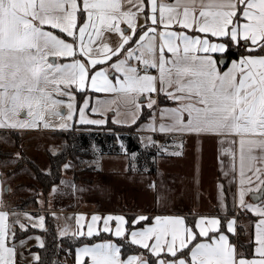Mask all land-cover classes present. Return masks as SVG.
<instances>
[{
	"label": "snow or ice",
	"instance_id": "obj_1",
	"mask_svg": "<svg viewBox=\"0 0 264 264\" xmlns=\"http://www.w3.org/2000/svg\"><path fill=\"white\" fill-rule=\"evenodd\" d=\"M89 91L112 94V104L128 106L131 124L147 109L141 128L164 138L163 143L153 136L141 140L144 148L156 150L152 163L182 155L185 136L197 142L215 136L219 144H229L222 154L230 161L226 170L220 160V171L231 174L230 184L238 177L234 207L259 219L248 258L224 231L235 235L234 218L200 216L189 224L175 215L127 220L93 215L85 233L84 216L78 215L73 236L99 235L95 226L102 220V231L121 242H81L74 264H264V0H0V129L49 128L51 117H59L57 126L66 129L77 111L76 123L104 125V119L85 115ZM0 142L10 143L9 136H0ZM9 163L15 160L0 166ZM62 167L67 171L73 165ZM130 168L135 171L136 165ZM57 191L53 184L50 195ZM249 194L258 203L246 201ZM220 206L227 211L225 203ZM45 220L0 210V264H18L28 240L44 248L40 235L28 233L47 231ZM68 231L65 227L59 235ZM125 244L141 251L122 259ZM30 255L29 264H44L37 252Z\"/></svg>",
	"mask_w": 264,
	"mask_h": 264
},
{
	"label": "crops",
	"instance_id": "obj_2",
	"mask_svg": "<svg viewBox=\"0 0 264 264\" xmlns=\"http://www.w3.org/2000/svg\"><path fill=\"white\" fill-rule=\"evenodd\" d=\"M113 40H115V37H113ZM87 97L89 98V107L85 111V115L88 119H104L106 123L104 125H87V124H75L76 126L80 127H87V128H103L108 123H112L116 126H122L127 128H132L134 126H137L136 132L138 134V139L140 144L142 138L153 136L154 139L164 142V138L159 133H151L147 130H144L141 128V125L147 123V115L145 120L140 122V119L145 113L147 112V109L144 110L141 114H139L137 118V122L135 124H131L130 121L132 119V116L130 114V110L128 106L124 105L123 103L119 104H112L111 100L113 99V95L109 93H96L89 91L86 93ZM80 106L83 104V97L80 95H77ZM92 107H97L99 109L98 112L93 113L91 111ZM78 120H79V114H78ZM114 121H120V123L114 122ZM127 121V123H125ZM140 122V123H138ZM138 123V124H137ZM74 125V126H75ZM76 133H79L78 131ZM184 145L182 149H179L182 151V155L179 156H173V155H164L160 158L156 159L155 168L157 173L151 176H148L150 178L154 177H163L160 180H158V184L155 185V187H149L147 182V175H149L145 170L141 172H129L123 171L118 173H113L112 176H115L117 174L121 175L122 177H119V179H122L121 183L122 185H116L115 182L108 183L106 186L109 188L114 187L115 185L123 187L122 194L118 195L117 198H113V196L110 198V201L113 204H110L109 202L102 201L99 202L97 205H94L93 208H85V207H73V204L68 205L69 203L67 200H70L66 196H62L63 203L57 208L52 207L51 205V190L49 192H40V195L37 198V207L36 209H15L16 206L9 205L6 200V192L0 193V200H2L4 207H0V210H5V207L9 211H16V212H28L33 215H44L46 220V229H47V218L50 217L54 224H55V230L59 237V232L61 229L67 227L68 228V234L61 237H72V232L76 230L78 225L76 224V217L78 215L84 216V221H82V224L84 225L83 231L86 233L87 231V224L91 222V217L93 215H98L101 217H105L108 215H123L125 216L127 220V215L130 214L128 210L133 208L136 203L138 207H140L138 210H135L133 214L137 215H147L150 217H154L156 215H175V216H182L186 218V221L188 222V219L190 221H194L195 219L199 218L200 216H207V217H218L221 219L222 222L226 221L227 219H235V228L236 233L233 235L232 233H227V235H233L236 240L238 239V229L242 228L243 233L240 238L241 242L243 241L244 244H253L254 240V232H255V222L259 219L255 214L247 211H241L238 207H234L236 204V198L238 194V177L237 180L233 183H229V180L232 178L231 174L227 177H225L221 171H220V160H224L226 170L227 166L230 161V157L225 153L222 154V152L225 149H228L230 147L229 144L225 143L223 145L218 143V140L215 136H201L199 137V142H197V137L195 136H185L183 138ZM178 142V141H177ZM168 143L171 144L172 140L171 138L168 139ZM143 146V145H142ZM235 148H238L237 146H233ZM154 149V148H153ZM173 149L170 147L169 151H172ZM156 151V150H155ZM105 156H113V157H127L129 162V157L127 154L123 155H112V154H105ZM186 160V161H185ZM73 163V160H72ZM96 170L97 173L101 171L100 164H96ZM129 169V165H128ZM108 170V169H105ZM1 173V172H0ZM133 173L135 178H131V174ZM146 175H144V174ZM160 173V174H159ZM137 175V176H136ZM163 175V176H162ZM4 179L3 175L0 176V188H5L6 185H4ZM138 182V192H135V196H131L132 191L130 188ZM223 185V190L218 187V185ZM174 187L178 188V192H171L170 199L167 200L166 197H163V187ZM10 192V186L8 185V193ZM128 192V193H127ZM173 194H175L173 196ZM108 196V195H107ZM251 194L249 196H246L245 199L249 203H255L251 200ZM159 197V199H158ZM43 201V203L39 202ZM221 202L225 203L227 205V211L223 210L221 208ZM121 205L123 209H119L117 207V204ZM186 204L188 206L187 211H176L175 208L173 210V204L177 206V204ZM258 203V202H257ZM101 204V205H99ZM105 204V205H104ZM171 204V205H170ZM113 205V206H112ZM160 207H168L167 210H160L158 212L157 210L160 209ZM170 208V210H169ZM53 213L55 215H53ZM23 219V217H21ZM144 222H140L139 225H132L133 228H137L143 225ZM96 229L100 234H106L110 235V238L114 242H117V240H120L119 238L111 235L110 233H105L102 231L103 229V221H98L96 224ZM109 227L115 230L116 222L110 221ZM126 228H128V225H125ZM226 228V227H225ZM45 230H39L36 229L33 232H31L28 235H40L41 238L44 241L45 245V239H44V233ZM97 236L95 233L93 235ZM75 237V236H73ZM86 238H92L84 236ZM24 238V237H23ZM21 238V239H23ZM105 240V239H103ZM103 240L96 241L94 243H100ZM235 244V243H234ZM135 246V245H134ZM138 247V246H137ZM33 248H40L38 246L37 241L34 239L28 240L27 245L25 247L24 251V257L21 258L18 256V263L19 264H29L32 257L30 255V252H37L32 251ZM20 251V249H18ZM238 252H244L240 247L237 246ZM253 251H254V244H253ZM252 251V252H253ZM38 253V252H37ZM245 253V252H244ZM39 254V253H38ZM137 255V254H132ZM129 256V255H128ZM122 259H126V257H121ZM251 258V257H248ZM87 259V258H85Z\"/></svg>",
	"mask_w": 264,
	"mask_h": 264
},
{
	"label": "rangeland",
	"instance_id": "obj_3",
	"mask_svg": "<svg viewBox=\"0 0 264 264\" xmlns=\"http://www.w3.org/2000/svg\"><path fill=\"white\" fill-rule=\"evenodd\" d=\"M78 106H80L78 97ZM78 111L76 115L74 116L73 121H70L69 123L72 124V127L62 129L59 128L57 125L61 123V119L59 117H51L49 119L50 124L52 125L49 128H44L42 125L35 129H25V130H5L0 129V136L8 135L10 138V143H3L0 142V149L2 152H20L21 157L15 158L12 155V158L10 160H15V163H9L7 167L0 166V172L4 173L3 179H6V182L9 183L10 186V192H6V200L9 205H15L19 206L21 205L22 201H27V199L32 198L33 195H38L41 191V185L37 182V179L34 175L35 172H32L30 170L34 169L35 166H38V169H41L42 171H47L49 169V153L56 154L60 151L61 145L65 140L64 136H71L77 131L79 132L80 129L85 127L76 126V121H78ZM75 125V126H74ZM109 128L113 130L116 133L122 132L119 130H122L119 126L116 125H110L108 123L103 128H96V130H101L104 128ZM114 127V128H113ZM119 128V129H118ZM94 129V128H93ZM124 130L128 131V128H123ZM76 131V132H75ZM15 134H19L16 136ZM62 134L61 136H58ZM91 140V139H89ZM93 142V141H92ZM90 148V146L88 147ZM94 149L97 150V146L94 145ZM90 151V149H88ZM155 150V149H154ZM152 151V150H151ZM96 153V152H95ZM99 153V152H98ZM96 155H84L82 158L73 160H68V163H71L73 167L70 170H63L62 171V179L66 182L61 184L59 183L57 186L58 191L56 194H52L50 201L51 205L54 208H57L63 203L62 196L68 197L70 200H67L69 203L68 205L73 204V207H85V208H93L94 205H97L99 202L105 201L109 202L110 204H113L115 202H111L110 198L113 196V198H117L118 195L122 194L123 187L116 186V185H122L121 181L122 179H119V177H122L121 175L117 174L115 176H112L113 173H120L123 171H129L128 169V159L127 157L123 156H97ZM160 158V157H157ZM99 159V164L101 167V170H104L97 173L96 170V163ZM186 161V160H185ZM156 164V163H154ZM23 166L20 171L11 174L9 173L11 170L16 168L17 166ZM21 168V167H20ZM96 169V170H94ZM108 169V170H105ZM35 170V169H34ZM144 171V170H142ZM131 172V171H129ZM137 172V170L133 171ZM144 174V173H142ZM160 174V173H159ZM146 175V174H144ZM137 176V175H136ZM148 176H151L150 174L147 175V182L146 184L150 187L151 184H158V180H160L163 177H154L150 178ZM163 176V175H162ZM131 178H135L133 173L131 174ZM161 181V180H160ZM114 183L115 186L112 188H108L106 184L108 183ZM71 184H75V188L71 186ZM8 186V184H6ZM5 186V187H6ZM163 187V197H166L167 200L170 199L171 192H178V188L174 187ZM138 182L136 185L133 184V186L130 188L132 191L131 196H135V192H138ZM80 189H83L81 191ZM128 193V192H127ZM40 195V194H39ZM108 195V196H107ZM175 194H173L174 196ZM101 205V204H99ZM105 205V204H104ZM119 209H123L119 203L115 204ZM171 205V204H170ZM113 206V205H112ZM176 211H187L188 206L186 204H180L178 203L173 204V210L175 208ZM140 207H138L137 203L136 205L131 208L129 211L130 214L127 215V219H130L136 214H133L135 210H138ZM168 207H160L157 211L160 212V210H167ZM170 210V208H169ZM243 242V241H242Z\"/></svg>",
	"mask_w": 264,
	"mask_h": 264
},
{
	"label": "trees",
	"instance_id": "obj_4",
	"mask_svg": "<svg viewBox=\"0 0 264 264\" xmlns=\"http://www.w3.org/2000/svg\"><path fill=\"white\" fill-rule=\"evenodd\" d=\"M145 118L146 115H143L140 119V122L145 120ZM110 125H112V123H110ZM123 128L127 127L120 128L122 130L119 131L122 132L116 133L107 127L101 130L85 127L80 129L79 133H74L71 136H64L65 140L61 145L60 151L56 154L49 153V169L47 171H42L41 169H38L37 167L39 165L34 167L35 170L30 168L32 172H35L34 175L37 179V182L41 185L40 192H49L52 189L53 184L58 185L60 183L63 174L62 165L64 163H68V160L71 161L82 158L84 155L94 154L96 155L95 157H97L105 154L123 155L127 152V155L129 157V171L133 172V170H131L130 168V165L134 163L136 165L137 172H141L145 169V167H147L148 171L146 172L148 174H156L157 171L155 168V164L152 163V157L155 155V150L151 147L146 149L140 144L138 139L139 137L136 132L137 126L128 128V131L124 130ZM15 135L18 136L19 134ZM61 135L62 134L58 136ZM122 144L123 148L121 147ZM94 145L97 146V150L94 149ZM89 146L90 148H88ZM88 149H90V151ZM133 152L137 153L135 159H133L131 156V153ZM12 155L13 152H2V150L0 149V161L10 160L12 158ZM22 168L24 167L19 165L13 170H11L9 173L14 174L20 171ZM3 182L4 185H9V183L6 182V179H4ZM39 194L31 196L32 198H28L27 201H22L21 205L16 206L15 209H36L35 207H37V198ZM188 223L191 224L192 221L188 219ZM224 231L226 232V228L224 229ZM30 233L31 232H29L28 234ZM242 233V228H239L238 239L236 240L233 235H229L230 241L240 247L245 252L246 256L251 257V253L253 251V244H244L243 242H241L240 238L242 236ZM43 234L45 239V247L38 249L33 248L32 251H37L39 253V255L41 256V260L44 262V264H53L54 261H58L59 264H74L75 249L77 247L82 246L81 242L91 244L99 240L110 238V235L106 234H100L92 238L73 236L61 238L57 235L55 230V224L50 217L47 218V231H45ZM18 235H20V238L24 237L19 233ZM117 242L119 243L121 241L117 240ZM69 249L71 250L70 255L67 251ZM139 251L141 250L137 246L131 244H125L124 247L121 249L123 257L132 254H138Z\"/></svg>",
	"mask_w": 264,
	"mask_h": 264
},
{
	"label": "water",
	"instance_id": "obj_5",
	"mask_svg": "<svg viewBox=\"0 0 264 264\" xmlns=\"http://www.w3.org/2000/svg\"><path fill=\"white\" fill-rule=\"evenodd\" d=\"M6 189H8V186L5 187ZM8 191V190H7ZM251 197V196H250ZM251 200L253 201L252 197H251ZM255 203H257V201H253Z\"/></svg>",
	"mask_w": 264,
	"mask_h": 264
}]
</instances>
